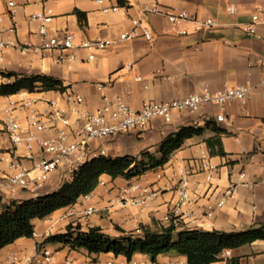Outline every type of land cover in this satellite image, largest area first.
I'll use <instances>...</instances> for the list:
<instances>
[{
	"label": "crops",
	"instance_id": "obj_1",
	"mask_svg": "<svg viewBox=\"0 0 264 264\" xmlns=\"http://www.w3.org/2000/svg\"><path fill=\"white\" fill-rule=\"evenodd\" d=\"M155 3L156 0H0V32L28 48L4 51L0 83L9 81L1 73L44 74L61 80L67 88L63 93L23 90L0 96V148L4 151L13 148L4 121L16 117L26 123L32 113L31 107L13 109L12 104L21 100L31 101L32 107L41 112L55 102L71 114L70 95L85 99L80 107L84 111L102 108L104 98H122L131 108L140 110L146 102H168L206 89L218 93L226 87H252L245 103L237 100L223 107L209 105L196 114L177 112L169 123L156 119L140 133L96 143L105 147L110 157L137 156L145 151L157 153L164 139L183 127L206 128L201 136L186 140L164 167L130 180L102 176L89 200L81 197L76 204L58 210L44 219L43 226L36 227L34 238L19 239L1 250L0 264L14 251L36 256L42 246L50 250L49 246H53L54 264H62L67 258L88 264H188L187 257L175 252L160 255L156 261L138 253L129 261L113 253L90 255L84 249L45 243L49 236L65 233L69 225H80L84 231L101 227L113 237L122 235L118 228L136 234L142 233L141 226L160 230L168 226L165 218L179 208L184 189L191 202L179 208V215L175 216L174 225L179 231L237 232L264 224V0H162L159 7L164 11L185 10L193 18L219 22L217 27L200 31L195 30L193 23L174 25L162 14L149 13ZM231 6L236 7L235 14L229 13ZM40 12L53 18L48 25L49 37L62 38L67 33L75 37V48L65 52L67 57L61 62L60 52L43 49L41 23L31 19ZM254 14L260 15V22L257 33L250 34L245 28L252 24ZM134 18L152 31L151 41L139 29L135 39L122 45L78 48L85 40L115 41L123 33H132ZM91 55L94 58L90 60ZM99 84L105 88L99 90ZM219 114L224 115L223 121H217ZM209 121L219 131L208 127ZM38 151L36 145L34 152ZM24 153L20 149L19 155ZM0 166L8 170L7 163ZM133 182L153 189L158 196L140 205L121 206L119 201L123 198L131 201L142 196L140 192L128 191ZM184 182L188 183L186 188ZM61 185L59 174H53L41 196ZM229 189L234 190L233 195L219 208V200ZM30 198L34 197L20 191L0 194L2 204ZM89 207L96 210L92 215L86 214ZM210 210L213 216L207 217ZM230 252L228 259L212 264H228L232 259L239 260V264H264V240Z\"/></svg>",
	"mask_w": 264,
	"mask_h": 264
},
{
	"label": "built area",
	"instance_id": "obj_2",
	"mask_svg": "<svg viewBox=\"0 0 264 264\" xmlns=\"http://www.w3.org/2000/svg\"><path fill=\"white\" fill-rule=\"evenodd\" d=\"M162 0H156L149 13H159L164 15L174 25L182 22H190L195 25V30L210 29L219 26L215 19L199 20L193 18L185 10L164 11L159 5ZM14 6V4H11ZM117 10V9H116ZM235 6L229 8L230 14H235ZM31 19L41 23L39 33L45 38L44 50L58 51L61 53L58 61H63L67 56L65 52L75 48V37L72 33H67L62 38L49 37L48 25L52 22V16L40 12L34 14ZM260 22V15L254 14L252 24L245 28L250 34H256V25ZM134 31L123 33L118 40H85L78 46L80 49H107L113 46L122 45L137 37V31L142 30V36L151 41L152 31L143 26L139 19H132ZM186 34V32H184ZM9 48H17L22 51L28 50L20 44L9 40L6 32H0V62L3 60V53ZM94 56H90V60ZM138 80L141 77L137 78ZM264 85V81H263ZM105 88L104 84H99L98 89ZM252 93V87L238 85L226 87L223 91L212 93L208 89L200 93H194L184 98L171 100L168 102H146L140 110L131 108L122 98L108 100L104 98V105L96 111L81 110L85 99L80 95H70L68 100L73 105L71 114L60 108L55 102L49 103V109L41 112L35 109L33 103L28 100H21L13 103V109H32V113L27 117V122L23 123L16 117H9L4 121V127L13 148L4 151L0 148V163H7L8 170L0 166V194H14L17 191L27 193L34 198L39 197L51 183L52 175L59 174L60 182L63 184L69 181L80 168L94 158L107 156V149L100 145H95L103 141L115 139L121 135L129 133H140L147 129L156 119L166 123L172 121L177 112H188L196 114L205 106L218 105L225 106L231 101L247 102ZM264 96V95H263ZM224 115L219 114L217 121H223ZM37 133L47 135L39 137ZM38 145L39 151L34 152ZM20 149L25 151L24 155H19ZM25 162H29L27 166ZM188 185L184 182V188ZM128 191L140 192L142 196L131 201L123 198L119 201L121 206L128 204L140 205L158 196V192L149 187L142 186L139 182H133ZM234 193L233 189L225 192L219 200L218 207L225 206L227 199ZM92 194L82 196L89 200ZM191 202L190 195L184 189L181 192L178 207L181 209ZM179 208L175 209L166 218V223L174 224L175 216L179 215ZM94 207L86 210L87 215L95 212ZM213 211L207 212V217L213 216ZM231 256L230 250H225L221 254L222 259ZM55 252L42 246L36 256L24 255L21 252H11L4 264H54ZM62 264H88L76 259L67 258Z\"/></svg>",
	"mask_w": 264,
	"mask_h": 264
},
{
	"label": "trees",
	"instance_id": "obj_3",
	"mask_svg": "<svg viewBox=\"0 0 264 264\" xmlns=\"http://www.w3.org/2000/svg\"><path fill=\"white\" fill-rule=\"evenodd\" d=\"M83 18V14L79 13ZM8 82L0 83V96H11L23 90L65 92L64 83L54 77L39 74L22 76L17 73H1ZM208 127L219 131L212 121ZM206 128L183 127L169 135L157 153L145 151L137 156H100L84 164L73 177L56 191L30 198L14 200L8 204L0 201V251L22 238H34V220L46 219L58 210L70 207L84 195L96 190L100 179L108 175L114 179L128 180L164 167L171 156L181 149L186 140L201 136ZM141 234L118 228L122 235L113 237L101 227L83 230L80 225H69L65 233L49 236L45 243L62 244L71 250H86L90 255L113 253L131 261L140 253L156 261L160 255L178 253L187 257L188 264H212L220 261L225 250L236 249L257 240H264V224L237 232L205 231L200 229L178 230L174 224L153 230L141 226ZM228 264H239L232 259Z\"/></svg>",
	"mask_w": 264,
	"mask_h": 264
},
{
	"label": "rangeland",
	"instance_id": "obj_4",
	"mask_svg": "<svg viewBox=\"0 0 264 264\" xmlns=\"http://www.w3.org/2000/svg\"><path fill=\"white\" fill-rule=\"evenodd\" d=\"M36 149V146H35ZM35 227H41L44 225V219H36L34 220ZM52 236V235H51ZM53 250V246H49Z\"/></svg>",
	"mask_w": 264,
	"mask_h": 264
}]
</instances>
